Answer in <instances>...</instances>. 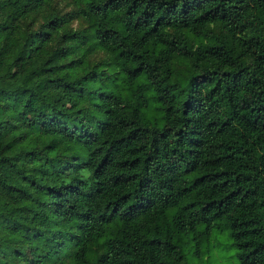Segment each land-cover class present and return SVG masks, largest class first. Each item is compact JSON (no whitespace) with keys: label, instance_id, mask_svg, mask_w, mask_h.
I'll return each instance as SVG.
<instances>
[{"label":"trees","instance_id":"1","mask_svg":"<svg viewBox=\"0 0 264 264\" xmlns=\"http://www.w3.org/2000/svg\"><path fill=\"white\" fill-rule=\"evenodd\" d=\"M57 1L0 0V264H264V0Z\"/></svg>","mask_w":264,"mask_h":264},{"label":"rangeland","instance_id":"2","mask_svg":"<svg viewBox=\"0 0 264 264\" xmlns=\"http://www.w3.org/2000/svg\"><path fill=\"white\" fill-rule=\"evenodd\" d=\"M57 6L60 9H67L69 1L58 0ZM99 54L93 57L97 58ZM171 211L172 208L169 212ZM182 239L185 260L189 264H240L236 255L237 248L230 235V228L224 219L215 220L209 232L199 240L191 235H183Z\"/></svg>","mask_w":264,"mask_h":264}]
</instances>
